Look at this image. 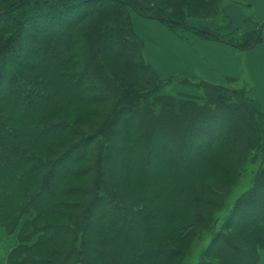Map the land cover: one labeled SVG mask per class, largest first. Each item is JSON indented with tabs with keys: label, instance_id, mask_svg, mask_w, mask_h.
I'll list each match as a JSON object with an SVG mask.
<instances>
[{
	"label": "trees",
	"instance_id": "1",
	"mask_svg": "<svg viewBox=\"0 0 264 264\" xmlns=\"http://www.w3.org/2000/svg\"><path fill=\"white\" fill-rule=\"evenodd\" d=\"M228 1L251 6L0 0V225L18 229L20 241L9 264H258L259 101L232 75H184L213 94L170 92L182 75L163 78L146 60L133 19H158L182 38L255 47L264 22L248 15L255 28L232 29ZM241 177L247 186L236 194Z\"/></svg>",
	"mask_w": 264,
	"mask_h": 264
},
{
	"label": "crops",
	"instance_id": "2",
	"mask_svg": "<svg viewBox=\"0 0 264 264\" xmlns=\"http://www.w3.org/2000/svg\"><path fill=\"white\" fill-rule=\"evenodd\" d=\"M249 2H252L249 8L239 3L231 1L226 2L225 11L231 18L232 29L244 28L245 30H252L255 28L254 22L248 23V20H246L248 15H250L255 22H264V0H249ZM145 20H147V22L154 21ZM197 21V25L209 27H218L219 25L212 21ZM134 22L138 34L143 36L146 41L147 54L150 60L153 61L150 55L154 52L153 50H156V55L164 59L156 64L154 61L152 64L148 59L163 78H168L175 74H183L190 77L199 76L214 82L216 81V77L219 79L220 75H232L238 78L244 76V74L247 76L243 70V66H245L252 80L251 83L253 84L251 93L259 101L264 111V35L262 41L255 47L249 50H240L233 45L216 40L203 39L190 32L185 33L183 38L179 37L173 34V32L163 24L166 28L165 32L169 38V43L162 47L156 42L152 34L149 36L144 34L138 29L136 20H134ZM184 93L196 94L192 92ZM8 235L14 237H8ZM1 236L10 238L2 240V242L9 241L10 245L1 248L3 253L5 252V255L4 262L0 261V264H9L7 261L9 252L20 242L18 238V229L9 233L5 227L0 226V239ZM15 237H17V241ZM258 264H264V247L261 249L260 261Z\"/></svg>",
	"mask_w": 264,
	"mask_h": 264
},
{
	"label": "rangeland",
	"instance_id": "3",
	"mask_svg": "<svg viewBox=\"0 0 264 264\" xmlns=\"http://www.w3.org/2000/svg\"><path fill=\"white\" fill-rule=\"evenodd\" d=\"M252 3V2H251ZM147 4L148 5H150V3H148L147 2ZM150 6H152V5H150ZM244 7H246V8H249L248 6H244ZM133 19L134 20H136V23H137V26H138V29L141 31V32H143L144 34H146V35H153L154 37H155V40H156V42H158L159 43V45L160 46H165L166 44H168L169 43V38L167 37V34H166V32H165V26H166V24L165 23H161L159 20H156V19H152V18H147V17H144V16H142V15H140V14H138V13H135L134 14V16H133ZM145 19H148V20H154V21H148L147 22V20H145ZM142 20H143V22H142ZM190 20V22H192V23H194V24H196V22H198L197 20V18H191V19H189ZM86 21H84V23H85ZM82 23L83 22H80L79 23V25L80 26H82ZM83 23V24H84ZM134 24H135V22H134ZM165 26H164V25ZM161 30H162V32H161ZM137 31V30H136ZM187 33V32H186ZM174 34V33H173ZM176 35V34H175ZM142 38H143V40H144V51H145V55H146V60H150V58L148 57V54H147V49H146V41H145V39H144V37L142 36ZM154 52H152L150 55L152 56V59H153V61H154V63L156 64V63H158V62H161V61H163L164 59L163 58H161L160 56H158V55H156V50H153ZM148 60V62H150L151 61V63L153 62L152 60H150L149 61ZM153 64V63H152ZM159 68V67H158ZM243 70L245 71V73L247 74V76H245V74H244V76H242V77H240V79H241V83H240V85H241V87H243L245 84H246V86H247V88L248 89H251L252 88V86H253V84L251 83L252 82V80H251V78H250V76H249V73L246 71V68H245V66H243ZM244 73V72H243ZM163 75H165V74H163ZM166 76V75H165ZM181 76V75H180ZM185 76L182 74V76H181V78H183V79H180V80H178V81H176V82H174V83H171L170 85H168V90H170V92H173V93H177V92H180V91H183V92H192V93H198V92H203L204 94H213L214 93V91H211L209 88L208 89H204V88H198V87H196V86H194V85H191L190 83H188V82H185L184 81V78ZM187 79V78H186ZM219 79H220V77H219ZM219 79H218V77H216V81H214V82H218L219 81ZM176 83H179V84H176ZM179 90V91H178ZM106 104V102H95V103H93L92 104V106L94 107V109H100V110H102L101 109V107L102 106H104ZM100 113V112H99ZM96 118H100V117H96ZM72 138V137H71ZM72 140H73V138H72ZM64 150H62L61 152H63ZM70 152H72L73 154H75V149H73V150H71V151H69V150H67V151H65L63 154H64V157H69L70 156ZM253 165H251V166H253V168L256 170V176H258L259 175V172L261 171V169H260V165H259V161H258V159L257 158H254L253 159ZM247 179L244 177H241V180H240V182H239V184H238V187H237V190H235V192H236V194H237V192L238 191H241L242 189H244L246 186H247ZM121 188H123V189H125L124 188V185H122V186H120ZM234 197V196H233ZM1 226V225H0ZM3 227V226H2ZM19 232V231H18ZM8 237H14V236H12V235H8ZM7 236H6V238H4L3 236H1V239H0V261H3L4 262V255H5V252L3 253V251H2V249L1 248H4V247H8L9 245H10V242L9 241H5V242H2V240H5V239H10V238H8ZM15 239H16V241H17V237H15ZM241 240H242V238H240ZM210 241V237L209 236H205V240H202L201 241V243L199 244V247L198 248H202V247H205L207 244H208V242ZM17 246V245H16ZM16 246H14V247H16ZM13 247V248H14ZM264 247V241H263V243L262 244H259L258 245V251H259V253L261 252V249ZM12 248V249H13ZM11 249V250H12ZM11 252V251H10ZM9 252V253H10ZM9 255V254H8ZM194 258V260L197 258V254H192V259ZM8 259V258H7ZM215 260L217 259V258H214ZM211 260L212 261H215V260H213V258H211Z\"/></svg>",
	"mask_w": 264,
	"mask_h": 264
}]
</instances>
